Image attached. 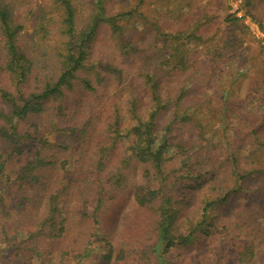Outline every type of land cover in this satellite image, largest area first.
Returning <instances> with one entry per match:
<instances>
[{"label":"trees","instance_id":"16d2710c","mask_svg":"<svg viewBox=\"0 0 264 264\" xmlns=\"http://www.w3.org/2000/svg\"><path fill=\"white\" fill-rule=\"evenodd\" d=\"M40 1L0 0V264L41 251L87 264L96 249L102 264H172V250L218 234L212 264L259 262L264 225L242 206L264 204L249 186L264 173L250 154L264 147V85L261 115L248 96L214 105L232 45L210 29L217 16L192 0L176 15L146 0L109 14L99 0L81 26L74 0ZM104 31L124 65L98 53ZM130 195L142 219L115 240L105 220Z\"/></svg>","mask_w":264,"mask_h":264},{"label":"rangeland","instance_id":"374dc122","mask_svg":"<svg viewBox=\"0 0 264 264\" xmlns=\"http://www.w3.org/2000/svg\"><path fill=\"white\" fill-rule=\"evenodd\" d=\"M29 3L33 9L41 3L40 0H24ZM99 0H74L76 7L78 8L79 20H81L80 25L84 26L88 21L89 17L93 12H97L98 9L95 8ZM137 0H106L107 10L109 14L120 13L129 11L131 6H134ZM167 4V5H166ZM251 4V5H249ZM165 5L168 7L169 12L173 15L179 12H187L190 10L188 6V0H146V3L142 6V10L148 11L149 7L158 8L159 12L167 11ZM192 10L198 7L208 6L209 11L213 12L217 18L215 23H213L212 28L216 29L220 27V34L224 37H229L232 41V45L229 46V50L224 51L223 58L220 59L225 62V65L221 68L219 73V89L220 94L214 98V105H217V98L222 100L229 99L233 102V105H242L245 98L249 97V110L253 109L252 105L255 103L257 107V101L254 100L256 91L261 88L264 79V1L263 0H192L191 1ZM193 5V6H192ZM228 14H236L240 20L236 23L225 24L224 18ZM171 15V14H170ZM220 23V24H219ZM27 26L30 27L29 23ZM27 36L24 40L29 39L32 30L27 28ZM117 41L114 40L113 36L104 31L101 39L97 42L96 47H98V53H102L105 57H110L112 60H116V64L124 65L125 60L120 56L118 51ZM118 88V89H117ZM112 91V93L120 91L117 87ZM225 90H228V94H225ZM125 93V91H122ZM127 93V92H126ZM212 93V91H209ZM254 102H253V101ZM0 108H5L9 110L7 106ZM258 109L255 108V110ZM257 115L262 114V110L258 109L255 111ZM241 113L236 112L231 115L233 126L236 125L237 120L240 118ZM252 158L255 160L257 165L264 166V147L260 150H254L250 152ZM21 165L20 160H15L12 166ZM141 170H139L140 172ZM143 174V172H142ZM249 186L252 190L255 188L264 187V173L258 177V179L250 182ZM256 191V190H254ZM256 196L258 191L255 192ZM129 195V194H128ZM260 197H263L261 195ZM122 204H117L115 209L107 214V219L110 223L116 224V231L114 238L118 240L122 237L129 236L134 238L133 234L137 225L142 219V213L138 211L140 208L135 202L133 196H127L122 199ZM234 205V200L232 201ZM243 212L247 211L249 219L246 220L247 224H250V218H258V221L264 225V204L255 200L250 201L248 206H242ZM43 208H41L40 212ZM45 210V209H44ZM229 211L230 209L227 208ZM221 208V212H223ZM233 213L234 211H230ZM221 225V224H219ZM258 225V224H257ZM260 225V224H259ZM218 233V232H217ZM27 238L25 233H22L18 242H22ZM254 237L253 239H255ZM219 234L216 236H202L197 240V243L190 245L189 247H184L181 249L172 250L169 255L172 264H212L211 259L215 256L216 252L219 250ZM256 248L258 253V261L256 264H262L264 258V237L257 239ZM2 244H0V247ZM101 249H96L93 255L87 260V264H102L104 259L101 254ZM32 252L7 255L8 260L4 264H54V255L48 252L41 251L38 255H32ZM133 258L132 261H135ZM132 261L127 262V264H132ZM64 264H67L64 263ZM124 264V263H123ZM140 264H145L143 261ZM226 264H236L235 261H227Z\"/></svg>","mask_w":264,"mask_h":264}]
</instances>
